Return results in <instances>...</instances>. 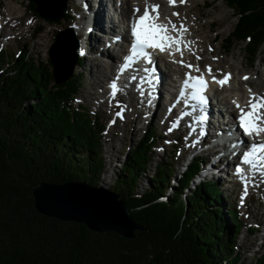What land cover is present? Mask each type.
Returning <instances> with one entry per match:
<instances>
[{
  "label": "trees",
  "instance_id": "16d2710c",
  "mask_svg": "<svg viewBox=\"0 0 264 264\" xmlns=\"http://www.w3.org/2000/svg\"><path fill=\"white\" fill-rule=\"evenodd\" d=\"M225 2L238 19L223 48L246 40L252 65L264 45V0ZM28 7L34 10L35 4ZM48 65L47 71L27 56L8 62L0 54L5 70L0 74V264H241L244 253L237 240L242 224L236 211L224 206L212 183L200 184L183 198L198 169L195 161L175 187L172 164L157 163L151 173L156 137L150 130L128 148L107 188L143 229L134 230L132 238L94 232L36 210L32 191L40 184L97 187L105 167L98 121L72 104L78 78L74 73L54 84ZM142 177L148 188L137 195ZM252 264H264V250Z\"/></svg>",
  "mask_w": 264,
  "mask_h": 264
},
{
  "label": "rangeland",
  "instance_id": "374dc122",
  "mask_svg": "<svg viewBox=\"0 0 264 264\" xmlns=\"http://www.w3.org/2000/svg\"><path fill=\"white\" fill-rule=\"evenodd\" d=\"M30 0H0V15H4L3 19H7L6 9L7 7H16L18 11L20 12V16H22V19L14 21L13 24L11 23L12 27L7 26H1L6 34V37H9V40L7 41V47L3 54H5L6 59L8 62L13 61L14 59H17V57L20 56H27V59L34 63L37 66L45 67V69L48 71L49 65H48V50L51 48V45L53 44L55 40V34L58 31L65 30L68 27L67 23L69 21L62 20L58 23H48L42 20L38 15L28 7V4L30 3ZM70 2V0H69ZM179 3V0H177ZM200 7L203 5V3H206L207 6L203 9L204 16L201 19V25L203 27L202 33L203 35L207 34L208 32V26L209 23L216 18L217 23L214 24L213 32L209 34V37H213V35L217 34L214 44H212V49H207V52L204 57L207 58L205 63L203 65H198L196 63L197 59L195 58L194 53H190V48L192 45L196 43L194 39L189 38V42H192L190 44V48H184V53L193 54L190 59L193 63L192 65H197V67L200 68L202 72H205L207 66L212 65V67L216 66L215 64L218 59L215 54H217V51L224 47V40L228 37L230 32H232L236 20L238 19L237 15L233 12V10L229 9L226 5L225 0H197ZM71 3V2H70ZM70 3H68V10L67 12L73 16L74 20L77 17V13L73 11V8L71 9ZM73 4L74 1L72 2ZM181 4V3H180ZM75 6H77L75 4ZM36 7V6H35ZM73 7V6H72ZM35 9V8H34ZM186 10V9H184ZM173 12L170 14L172 15ZM196 13V12H195ZM210 14V15H209ZM19 16V14L13 15V16ZM174 16V15H173ZM179 16L180 13H179ZM179 16H174L175 18H178ZM2 17H0V23L3 22ZM218 19H221L220 21ZM29 21H32L29 23ZM40 28V31L38 33H35V30ZM10 30V31H8ZM12 35V36H11ZM11 37V38H10ZM76 40H78L77 37H75ZM81 40V38L79 37ZM80 40L79 43L81 42ZM247 44V41L242 42H236L233 44L232 48L229 50H223L224 54L222 53L220 55L221 59L225 60V63L221 66L217 65L219 69L216 68V72L218 73L219 70H228L234 74L236 79L240 80L243 79L240 76L242 74H248L252 82H256L258 89H263L264 91V75L260 76L258 79H256L255 70L258 68L259 70L263 71L264 74V62L260 63V59L264 58V45L259 49V52L257 54V57L255 59L254 64L249 65L248 60L246 59V53L244 46ZM210 51H214V55L211 56L209 53ZM180 55V54H179ZM96 58V65L98 64V67L103 70V64L101 62V59L96 57L94 55L91 59L93 60ZM215 58V59H214ZM181 58H179L180 60ZM202 59V58H201ZM95 60V59H94ZM184 61L185 57L183 58ZM230 66V67H229ZM5 70L1 69L0 66V74L1 72H4ZM106 73V70H103ZM241 71V72H240ZM227 72V71H225ZM74 73H76L77 82L79 84V90L78 94L76 95V100L72 103H74L73 106L81 105V107L86 108L90 115L93 118H96L95 120L98 121L99 125L101 127V149H102V156L104 160V171L101 175L100 179V185L105 186L106 188L112 187L114 180H115V172L117 169L120 168L121 163L124 159V156L126 154V151L129 147H132L136 144V142L139 140V138L144 134V132L147 130L145 129V123L147 122V113L146 110L143 112L144 114H141V116L138 115L140 110L142 109V105L137 104L131 101L125 100V105H123V108H126L127 106H133L132 110L137 111L135 114H130L128 111L126 112L124 119L129 120V123H126L123 125V119L118 120L120 122V125L115 124L114 127H111L109 124L111 120H114V116L117 112L112 111H121L122 107H116L117 101L114 103V99L112 100L110 98V103L112 109L107 106L99 105L104 100H102L100 97H95L94 94L97 93L99 95L102 92L106 91L105 85L107 83V80L103 78L100 74L101 80H104V85L98 84V80L96 77L89 76L90 74V66L89 64H84V61L81 60V65L77 66L74 70ZM239 74V75H238ZM105 75V74H104ZM106 76V75H105ZM254 80V81H253ZM236 84V83H235ZM259 85V86H258ZM246 89V88H245ZM99 92V94H98ZM129 97H132L131 94H129ZM229 96L230 93L223 94L222 98H225L226 96ZM108 100V99H106ZM227 100V98H225ZM102 101V102H101ZM109 101V100H108ZM101 102V103H100ZM114 103V105L112 104ZM115 107V108H114ZM140 108V110H139ZM131 115V118H130ZM145 116L143 119L142 117ZM128 116V117H127ZM160 116V115H159ZM92 118V119H93ZM144 120V121H143ZM159 118H157L158 122ZM131 121H133L131 123ZM116 123V121L114 120ZM141 122V123H139ZM145 122V123H144ZM149 124V123H148ZM160 126H162V123H156V126L154 125V134L156 136L160 135L161 139L158 141V144L153 148V153L151 155V160L149 163V171L152 173L154 170V166L157 163H170L172 164L173 170L177 169L176 163L181 160V155L183 154V149L185 148V143H183L181 140L178 141V149H173L170 146V142L163 141V136L168 137L167 130L160 131ZM156 127V128H155ZM108 129V130H107ZM108 131V132H107ZM183 141L184 138L182 137ZM168 143V144H167ZM163 144L164 147L159 148V145ZM164 151L165 153L163 154ZM163 154V155H161ZM178 177V176H177ZM215 180V179H214ZM194 185V181L191 183L192 187ZM148 188V184L146 183L144 177H142L138 185L135 189V194L140 195L142 192H144ZM225 187H221L219 190L221 193V198L223 199L224 206L228 207L233 210H238L243 213L240 216L242 228L239 234L238 242L241 244L240 246V252L244 253L242 254V263L241 264H252L255 260V258L259 255L260 252L264 250V248H260L261 240L260 239H254L249 238L248 236L246 239L243 238V234H245V227L248 225L246 222H252L253 224H261L260 219L258 215L262 212H264V207L262 206L263 198H260L257 200L256 198H253L251 200V204L248 207V210L245 209V207H242L240 202V194L237 196L235 194V190L231 187L226 190ZM169 190L165 192V198L169 194ZM171 195V194H170ZM238 197V198H237ZM170 197H168L169 199ZM168 201V200H167ZM258 206V207H257ZM238 211V212H239ZM245 211L248 213L245 215ZM254 216V217H253ZM253 217L251 220L250 218ZM261 220H264V215L261 216ZM260 237H263L264 234L259 231ZM252 240H254V244L252 243ZM248 242V243H247ZM246 245V246H245ZM246 249H250L249 252H245Z\"/></svg>",
  "mask_w": 264,
  "mask_h": 264
},
{
  "label": "bare ground",
  "instance_id": "6f19581e",
  "mask_svg": "<svg viewBox=\"0 0 264 264\" xmlns=\"http://www.w3.org/2000/svg\"><path fill=\"white\" fill-rule=\"evenodd\" d=\"M73 1L77 6H75V4L72 3ZM104 1L106 2V10H110L112 8V0H100V2L97 4L98 11L93 5V3L91 2V0H70L71 3L68 0L66 3L67 7H68V3H70L71 9L73 8V11L78 14L76 19L74 20V32H76L78 29L81 28L80 32H81L82 37H80L81 40L79 39L81 42L79 43L78 41L80 50L84 51L81 56V59L84 60V64L88 63L90 66V74H89L90 78L96 77V79L98 80V84L100 85H104V80H101L100 74L103 78H105V80H107V82H109L111 81V73L114 72L113 67L117 60V53L115 52L110 53L104 49H105L106 44H108V41L106 40H110L109 37L111 33L115 32L118 24L120 23V21L115 22L113 20L116 17L112 16L111 13L104 12L103 10ZM114 4H115V1L113 0V5ZM79 5L81 6V8L79 7ZM126 5H127V8L120 12L121 16L118 17V20L120 17L121 19L125 18L126 20H128L132 16L131 10L129 9V6H130L129 1L127 2ZM139 5L143 6L144 8L148 6L150 9L152 5H159L158 11H159L160 19L157 21L158 23L167 24L168 21L171 20L173 23L177 25V27H179L180 24H184L185 27L188 29V31L186 33H183V40L185 42H189L190 40L189 38H191L196 41V43L191 46L190 53H194L195 56L198 55L202 58L196 61L198 65H203L205 63L207 58L204 56L207 52V49H212V44H214L216 36H217V34H215L213 35V37L211 38L209 37V34L213 32L212 30L214 29V24L217 23L216 18H214L209 23L207 34L203 35L202 33L203 27L200 24L201 23L200 21L202 17L204 16L203 9L207 6L206 3H203V5L200 7L197 0H186V3H183V4L178 3L176 0L175 5L170 6L169 0L168 1L166 0H144L142 1L141 0L139 1ZM54 7H55V2L52 0L50 3V8L52 9ZM171 12L180 13L181 16H179L178 18H175L173 15L170 14ZM150 13L153 14L154 16L157 14L155 12H151V10H150ZM6 14H7V19H3V22L0 23L1 26L12 27L11 23L13 24L14 21L22 19V16H20V12L18 11L16 7H7ZM16 14H19V16L18 15L13 16ZM134 17L136 18L137 16H134ZM218 20L220 21L221 19H218ZM70 21H72V19ZM1 29L2 27H0V31ZM6 34L9 35L8 33H4L5 37H6ZM171 34L176 35V33H171ZM68 45H71V44L67 42L66 40H62L60 42V46H59V43L56 44V46H58L59 48L63 46L61 49L63 51L68 50L69 48ZM182 50H183V58L185 57V60H187V61H184V63L192 64L193 63L192 60H195V59H190V57H192L193 54L184 53V48H182ZM223 50H224L223 47H221L217 51V54H215L217 56L215 58L218 59V61L215 64L219 66L225 63V60L220 58V55L224 52ZM100 51H101V54L99 53ZM171 51L174 52V55H169L168 51H165L166 54H161V56H159L156 60V65L154 67L155 76L161 79V83H159L154 88V93H153L154 102L152 104V108H146V106H142V109L138 113V115L141 116L144 110H146V113L148 114L147 115L148 123L154 124L155 126H156V123L158 122L160 123V125L162 123V126H160L159 128L160 131L162 130V128H163V131L167 130L168 129L167 124L171 122V120L168 119V117L162 121L166 113V106L162 102V96L164 93H166L168 87L174 84L173 82L174 73L179 72V74L185 77V73H188L190 71L187 67L182 66L180 63L174 62V61H179V58H181V56L179 55L180 54L179 52H175L174 48L171 49ZM213 53L214 51H210L209 54L213 56L214 55ZM94 55H96V57L104 58L103 60H101V62L104 65L103 70H106V73L103 70L101 71V69L98 67V64L96 65V62H95L96 58H94L95 60L94 59L89 60ZM105 56H108V58H106ZM260 61H261L260 63H263L264 58L260 59ZM209 65L212 71H215V75L219 76V72L218 73L216 72V68L219 69L218 66L216 65L212 67L211 64ZM227 72L228 74L230 73V76L232 78V81H231L232 91H230L229 86L225 89V91H223V94L228 93V92L230 93L229 96L225 95L228 99V101L226 102V107H229L228 105H229L230 99H233V98H235V100L241 99L239 101L243 103L244 100L249 99L250 96L253 94L264 97L263 89L261 90L258 89L256 82H252L248 74L244 73L240 76V77H245V76L248 77L247 80L245 79L238 80L236 79L234 74H232V72L230 71H227ZM227 72H224V73H227ZM191 73L195 74L193 76H199L202 73L204 79L207 81V84H210L209 87L211 89H215L220 86V84L214 82L212 78L207 77V75L205 74L206 71L196 72L195 70H191ZM253 75L256 76V79H258L260 76L264 74H263V71L257 68L255 70V74ZM132 88L133 87H130L129 91H126V95L128 97L130 96L129 94L132 95V97H129L131 99L134 98L136 95L134 91L132 90ZM94 96L100 97L102 100H104L103 102L101 101L102 103L100 102L101 104L99 105H102V106L109 105L108 103V100H109L108 96H110L109 90H107V94H106V91L104 92L101 91L99 95L95 93ZM111 99L112 100L114 99V103L117 101L116 107H119V104L122 102V98L118 94L114 98L111 96ZM114 103L112 104L114 105ZM224 104H225L224 99L218 98L216 105L210 104V106L208 107V110L211 111L214 117L215 127L220 126L222 123V118L219 117L215 111L219 110L220 107L223 106ZM243 104L244 106L248 105V103H243ZM123 111H125L123 113V118H124L127 112V109L123 108ZM157 118H159L158 122H157ZM114 120L116 121V119ZM212 124H213V120L210 119L207 125V132L211 129ZM178 139H180V136L178 137ZM188 148L190 150L196 151L197 145L195 144L188 145ZM216 154H217L216 151H208V156L213 161V165L207 168L204 176L211 177L215 179V181H218L221 186H225L226 183L229 181V178L231 177V176H228L227 172L230 170L229 167H231L232 160L227 161L226 159L223 158V156L219 157L218 159H214V156ZM249 174H250V171H242V176L244 177L245 175L250 177ZM239 178L240 180H242L241 175L239 176ZM242 181H245V180H242ZM229 188H230L229 186H225L224 189L228 190Z\"/></svg>",
  "mask_w": 264,
  "mask_h": 264
},
{
  "label": "water",
  "instance_id": "95a60500",
  "mask_svg": "<svg viewBox=\"0 0 264 264\" xmlns=\"http://www.w3.org/2000/svg\"><path fill=\"white\" fill-rule=\"evenodd\" d=\"M30 1L35 4V12L45 22L58 23L66 13L67 0H53L55 7L52 9V0ZM39 31L37 29L35 33ZM68 31L56 33L48 52L55 84L65 83L72 76L77 62V46ZM62 40L71 44L66 51L61 50L63 46H56L57 43L60 46ZM32 195L36 210L46 217L83 224L98 233L114 232L125 238H132L134 230H143L132 220L118 195L103 186L93 187L82 182L40 184L33 189Z\"/></svg>",
  "mask_w": 264,
  "mask_h": 264
},
{
  "label": "snow or ice",
  "instance_id": "6c2138e0",
  "mask_svg": "<svg viewBox=\"0 0 264 264\" xmlns=\"http://www.w3.org/2000/svg\"><path fill=\"white\" fill-rule=\"evenodd\" d=\"M176 0H169L170 6H174ZM179 3H186V0H179ZM159 5H152L151 12L157 13L155 16L151 15L149 7L146 6L143 14L139 15L132 23H131V35L133 37V41L130 48V54L124 58V63L121 66L119 73L122 74L126 69L132 67V65L138 60L143 58L145 63L148 65L153 64V60L151 57V53L148 52V49L159 50L160 52L168 51L169 55H174V52L171 49H175V52H179L181 59L179 61H174L176 63H180L182 66L187 67L190 71L185 73V78L183 80L182 88L180 95L181 97L185 96V89H191L192 91L188 94L187 99L191 101H196L199 107H203L207 103V99L204 93L207 91V81L204 79L203 74L199 76H192L191 70H195L196 72H201L200 68L192 65L185 64L183 60V50L182 48H190V44L192 42H185L183 40V33H186L188 29L184 24H180L179 27L171 20L168 21L167 24H161L157 21L160 19L159 17ZM139 9H134V14L138 12ZM172 15L179 16V13L173 12ZM32 21H29L31 23ZM171 33H176V35H172ZM196 59H201L200 56H196ZM215 59V58H214ZM207 72L211 75L212 69L210 66L206 67ZM143 71L147 74L140 78L141 83H147L150 86L153 85V79H149L154 75L155 69L146 67ZM119 79V74L117 76ZM230 79V74H225L223 79L216 80L213 77L214 82L223 86ZM243 79L247 80L248 77H243ZM132 81L137 80V77L133 75L131 77ZM111 89V96L114 98L117 95L119 89L117 88L116 80L112 81L109 85ZM137 88L140 90L141 95H144V90L141 88V84H137ZM251 91V90H249ZM149 96L148 103H151V95L152 92L149 91L147 93ZM187 103V100L185 101ZM235 104L236 102L233 101ZM175 105H173L174 107ZM237 108L240 109L239 112V124L241 129L246 135L256 134L259 135L261 132H264V97L253 94L248 101V111H245L243 108H240L239 104H236ZM123 109L121 110V112ZM171 111V109H170ZM121 112H117V116H121ZM184 115H188V113H182L181 118ZM206 117L201 114L196 117V120L193 121V126H191V130L189 135L192 132L196 131V124H202ZM179 125V119L177 122H174L172 127H177ZM172 128L169 129L171 131ZM203 135V130L200 132ZM243 164H248L252 169H257L258 167L264 168V143L253 144L250 149L244 153L242 158ZM242 169L238 166L236 168V173L240 175L242 173ZM241 179L245 180V177L241 175ZM247 195V183H245L244 194L241 197V203L243 204L244 196Z\"/></svg>",
  "mask_w": 264,
  "mask_h": 264
}]
</instances>
